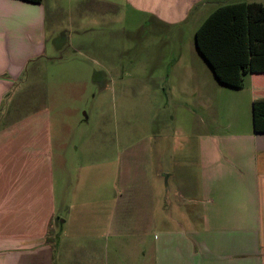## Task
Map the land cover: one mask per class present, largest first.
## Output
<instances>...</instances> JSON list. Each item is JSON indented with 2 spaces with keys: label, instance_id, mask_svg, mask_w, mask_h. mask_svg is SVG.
<instances>
[{
  "label": "crops",
  "instance_id": "0c3cea01",
  "mask_svg": "<svg viewBox=\"0 0 264 264\" xmlns=\"http://www.w3.org/2000/svg\"><path fill=\"white\" fill-rule=\"evenodd\" d=\"M91 1L144 19L135 32L156 53L146 77L104 71L94 97L110 111L119 82L115 135L78 139L66 189L44 89L55 63L45 0H0V264H264V72L228 86L196 46L219 6L264 0ZM187 29L196 57L174 50ZM177 96L195 128L170 120ZM144 107L156 111L148 121Z\"/></svg>",
  "mask_w": 264,
  "mask_h": 264
},
{
  "label": "rangeland",
  "instance_id": "374dc122",
  "mask_svg": "<svg viewBox=\"0 0 264 264\" xmlns=\"http://www.w3.org/2000/svg\"><path fill=\"white\" fill-rule=\"evenodd\" d=\"M45 3L47 54L54 57L55 63L42 69L45 78L44 89L50 94L47 103L54 111L55 123L59 122L58 130L55 128L58 139L57 168H68L70 177L64 181V173L60 172L59 183L70 189L74 181L72 169L74 148L78 139L88 133L93 135V138L115 135V124L118 121L116 111L121 110L118 101L121 95L119 82L114 86L117 88L116 99L113 101L109 97V103H106V107H110L108 113L100 111L102 106L94 97L106 82L102 80L104 71L107 72L108 67V76L146 77L149 69L143 58L150 60L152 55L150 52L156 53V49L150 48L148 44L155 38L144 36L143 32H140L143 33L141 36L140 33L136 34L135 31L145 21L132 19L125 11V6H121L115 12L103 3L91 0H45ZM174 39L184 43L183 47L174 50L181 52L183 49L188 58L196 57L193 32L190 33L187 29L182 37L177 36ZM143 40L146 48H133L135 42ZM176 45L178 46L179 42ZM104 57L117 65L104 64ZM128 93L132 96V91ZM178 98L179 96L176 97V101L170 99L168 105L170 120L174 125H181L185 129L189 128L192 121L195 128L196 118L191 117V114L195 113L187 110L184 112L180 101H177ZM144 108L147 112L138 114L148 121L153 118L156 111L148 112V109ZM159 114L163 117L165 113ZM120 115L121 113H118V116ZM193 132L195 133V130Z\"/></svg>",
  "mask_w": 264,
  "mask_h": 264
},
{
  "label": "trees",
  "instance_id": "16d2710c",
  "mask_svg": "<svg viewBox=\"0 0 264 264\" xmlns=\"http://www.w3.org/2000/svg\"><path fill=\"white\" fill-rule=\"evenodd\" d=\"M196 46L220 82L241 87L245 73L264 72V5L219 6L197 29Z\"/></svg>",
  "mask_w": 264,
  "mask_h": 264
}]
</instances>
